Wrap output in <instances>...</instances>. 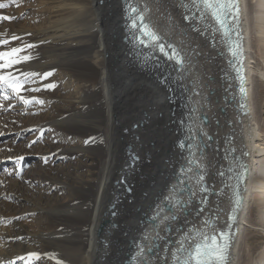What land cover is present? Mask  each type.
Segmentation results:
<instances>
[{"label": "bare ground", "instance_id": "obj_1", "mask_svg": "<svg viewBox=\"0 0 264 264\" xmlns=\"http://www.w3.org/2000/svg\"><path fill=\"white\" fill-rule=\"evenodd\" d=\"M183 2L190 4L191 0ZM0 3L7 8V13H2L14 17L9 24H3L7 31H0L7 32L0 39L10 40L0 50L38 45V55L26 49L21 55L30 54L32 59L17 67L41 76L51 72L47 78L63 85L59 93H65L72 105L63 116L49 117L37 124L38 132L44 122L49 124L52 133L69 144L64 146L69 151L66 163L55 172L39 165L23 176L17 166L14 171L7 170L9 174L5 171L0 175V264H66L65 251L73 248L77 251L71 264H129L130 255L137 251L134 242L141 244L146 254L153 243H159L162 251L163 242L154 237L156 232L165 235L160 221L171 213L166 209L155 222L150 217L158 211L160 200L170 195L168 189L180 187L174 173L181 165L191 168L183 179L185 187L197 192L194 201L198 203L201 195L208 197L200 217L188 216L192 225L204 233L224 228L231 205L230 167L240 158L246 169L227 261L233 264L235 243L245 229L251 197L255 211L252 224L264 230V138L258 139L264 126L260 129L254 119L251 84L252 72L264 78V71L255 62L252 64L248 51L253 32L264 58V0H238L242 91L227 61L221 34L212 31L215 26L211 17L203 22L185 20V15L194 13L199 17L200 13L195 9L186 11L181 0ZM133 5L141 12L147 7L146 21L165 45L171 44L181 54L182 66L166 60L151 44L145 47L129 42L132 33L126 26V9L129 11ZM25 13L27 19L20 23ZM205 24L212 27L206 29ZM193 27L204 35L193 31ZM13 33L20 39L11 40ZM167 51L170 54L171 49ZM157 65L163 67L158 69ZM31 79L35 82L25 88H40L44 80ZM2 91L5 105H19L12 107L19 111L11 110L7 115L31 112L36 109L31 104L41 100V90L21 93L32 100L28 105L11 89ZM259 93L264 98V90ZM192 152L195 163L190 165ZM133 155L139 159L133 161ZM82 161L85 168L80 165ZM201 166L207 174L203 184L197 185ZM73 170L82 178L86 171L90 173L77 184H70L68 176ZM221 172L223 176L218 175ZM27 186L34 187L33 203L41 212H37L35 220L21 222L27 212L23 201H13L11 191L17 189L24 194ZM129 186L131 192L127 191ZM200 187L208 191L201 193ZM51 189L55 194L50 196L56 197L58 191L64 190L68 199L52 201L42 194ZM175 195L188 199L186 193L177 191ZM176 215L181 220L172 223L173 232L183 221L181 212ZM154 223L160 227L154 230ZM145 235L148 239H144ZM259 238L263 241L255 254L250 245L246 250L248 264H264V234ZM62 243L67 248L60 249ZM29 253H38L39 258H29ZM139 264H143L142 259Z\"/></svg>", "mask_w": 264, "mask_h": 264}, {"label": "snow or ice", "instance_id": "obj_2", "mask_svg": "<svg viewBox=\"0 0 264 264\" xmlns=\"http://www.w3.org/2000/svg\"><path fill=\"white\" fill-rule=\"evenodd\" d=\"M4 7L5 5L0 3V9ZM181 7L186 11L195 9L200 13L199 17H196L194 13L191 16L185 15V20L197 19L203 22L208 17H211L216 25L215 28H212V31H219L224 38H227L224 42H226L228 51L233 57H238L240 55L239 40H233L230 38V34L234 31V25L233 27L229 26L233 21L239 22L238 0H191L190 4H185L183 0H181ZM147 11L148 9L146 6L143 12L137 8H132L130 12L126 9V19L131 20V23L126 25L129 32L132 33V35L128 37L129 42H135L136 44L144 45L145 47L151 44V46L155 50H158L166 60H174L176 65L182 66L184 58L179 55L171 44L165 45L164 43H161V37L153 32L150 25L146 23ZM132 13H136L134 18L132 17ZM12 19H14V17L0 15V21H10ZM211 27L210 24H205L206 29ZM192 30L199 31L201 35H204V32L198 28L193 27ZM0 35H7V32ZM238 35L239 34L237 33V37ZM144 37L148 38L147 41ZM17 39H20V37L13 33L11 35V40ZM9 43L10 40L8 39H0V46L8 45ZM34 47L35 45L25 44L23 47H10L7 50H0V91L5 88L11 89L25 105L30 104L32 100L25 98L21 94L23 91H40L42 89H31L25 88L24 86L35 82L31 79L32 77L47 79V77L52 74L51 72H45L41 76L38 72L24 71L22 67H17L26 64L32 59L30 54L21 55V53L25 52L26 49ZM167 49H172V54H169ZM156 67L161 69L163 66L157 65ZM236 71L238 74L240 73L239 68H236ZM21 77H23L22 80ZM52 87H54L53 84L43 85L44 89H50ZM37 102L42 104L44 101L39 100ZM0 135H3V133H0ZM180 147L183 148L182 143ZM192 147V145H189V148ZM194 155L195 152H192L188 158V163L190 165L195 163L192 159V156ZM18 159L23 160V157H18ZM132 159L133 161H136L139 157L133 155ZM190 171L191 168H185L184 165L180 166L179 172L174 173L180 187L177 188L176 185L170 187L168 189L170 195L164 196V198L160 200V203L156 206L158 211L150 217V219L155 222L160 217V214L166 209L171 213V215L164 216L160 221V224L164 225L163 230L165 235H160L159 232H156L154 237L155 241L163 242V250L161 251L159 243H153L149 245L147 249L148 254H146L144 247L141 244L134 242V247L137 251L130 255L129 264H139L141 259L143 264H227L232 233L230 231H221L218 234L208 235L207 233L196 229L195 225H192V221L188 218L189 215H192L194 218L200 217L204 212V206L208 204V197L206 195H201L197 203L194 201L197 192L191 191L190 186L185 187L183 177ZM206 174L203 166H201V171L196 177L197 185L203 184ZM218 175L223 176L224 174L221 172L218 173ZM229 179H231V177H229ZM236 180L237 184L234 190L236 207L233 209L234 212L239 210V184L242 182V174L237 175ZM127 191H132L131 186L127 187ZM177 191L186 193L188 199H179L175 195ZM198 191L204 193L207 192L208 189L200 187ZM157 198L159 199V196ZM177 211L182 213L183 221L173 232L172 223L181 220V217L176 215ZM229 220L234 223L235 218L230 216ZM160 224L154 223V230L158 229ZM204 224L207 225L208 221H204ZM189 225L192 226L188 227ZM231 227L232 224L230 223L228 228L230 229ZM185 228H187V231H185ZM144 239H148V236L145 235ZM28 256L29 258H39L38 253H29Z\"/></svg>", "mask_w": 264, "mask_h": 264}, {"label": "rangeland", "instance_id": "obj_3", "mask_svg": "<svg viewBox=\"0 0 264 264\" xmlns=\"http://www.w3.org/2000/svg\"><path fill=\"white\" fill-rule=\"evenodd\" d=\"M0 11V15H6L2 12L4 11L7 13V8H2ZM26 19L27 13H25L24 16L22 15V18L19 19L20 23L26 21ZM9 22L10 21H0V31H7L8 27H3V24H9ZM22 40L23 39H21V41ZM249 45V55L252 56L250 58L251 60H249L252 62V64L255 62L259 68L263 69L264 71V58L261 54L259 44L255 40V35L253 32H250L249 35ZM37 46L38 45L29 49V52L36 56L40 52L38 49L39 47ZM252 75L254 77L251 82L254 119L261 129V126H264V98L261 97L259 92L264 90V78H260L259 72L257 71H253ZM39 84L40 85L38 86L42 89L40 99L44 102L42 104L33 102L31 106L32 108L36 109L32 110L31 112H21L22 115L19 114L20 112H14L10 115H7L8 111H19L17 109H12V107H19V105L16 103H7L5 105L6 98L3 97V91H0V133H3V135H0V175L2 173H6L5 171L7 170L14 171L17 166L20 168L22 175H30V170L37 169L39 165H41V167L44 169L47 168L55 172L58 166H62L63 163H66V157L68 156L69 151L65 150L64 148L69 144L66 142H61L58 135L52 133L49 124H45L44 122V125L39 132L37 124L39 121H47L49 117L53 118L55 116H63L65 112L70 109V107H72V105L67 102V95L65 93H59V89L63 88L62 84L55 82L54 79L50 77L42 80V83ZM46 84H53L54 87L50 89H44L43 85ZM53 103H56L57 105L54 106ZM33 114L43 115L44 118L42 117V119H40L38 115ZM262 138H264V133L258 139ZM262 142L264 145V141ZM48 151H50V153H48ZM21 156L23 157V160L18 159V157ZM48 158H50L49 161H47ZM80 165L82 168H85V163L83 161L80 162ZM32 173L34 174L36 172ZM89 173V171H86L83 178H85V176H87ZM256 175L257 173L255 176ZM23 176H21V178H23ZM83 178L80 177L75 172V170H73L68 176V182L70 184H77L80 180H83ZM28 182V179H26V184ZM33 185L36 187L38 184L36 181H34ZM27 188L28 190H26V193L24 194L23 192H19L17 189L11 191L13 201H15V198L23 201V208L27 212L26 216L22 218L21 222H27V219L35 220V217L38 216L37 212H41L37 205L33 203V191H35L33 190L34 187L27 186ZM30 188L32 190H30ZM53 189L49 190L50 193H47V191L43 190L44 192L42 191V194L45 196L53 195L55 194ZM63 191L64 190H60V192L58 191L56 197L50 196L49 198H52V201L54 199L58 201H64L65 199H68V194L63 195ZM25 195H27V197H25ZM247 207V213L244 220L245 229L242 231L240 238L235 243V253L233 254L232 260L234 261L233 264H248L249 259L246 254L247 248L250 245L253 248L255 254V252L258 250V244L263 241V239L259 238V235H263L264 230L260 226L252 224L255 219V211L253 210L252 206V197L248 200ZM23 208L18 207V209L21 210ZM28 226H30V224ZM255 231L259 234H256ZM67 246L68 245L62 243L60 244L59 248L63 249L67 248ZM76 251V248L65 251L68 253L66 264H71V258ZM68 257L70 259L69 261ZM31 264H36V261H33Z\"/></svg>", "mask_w": 264, "mask_h": 264}, {"label": "water", "instance_id": "obj_4", "mask_svg": "<svg viewBox=\"0 0 264 264\" xmlns=\"http://www.w3.org/2000/svg\"><path fill=\"white\" fill-rule=\"evenodd\" d=\"M132 17L134 18L135 15H133L132 13ZM213 21V20H212ZM214 23V21H213ZM234 25V31L230 34V38L235 40V39H238L239 40V44H240V37L238 35L237 37V33L239 34V30H238V26H237V22L233 21L229 24L230 27H233ZM214 26L216 27L215 23H214ZM221 34V37H222V40H223V43H224V47H225V52L227 54V61L229 62L230 64V67L232 68V71L237 79V82H238V89L240 91H242V87H241V83L243 81V76H242V56H241V48H240V55L238 57H233L230 52L228 51V46L226 44V42H224L227 38H224L222 36V33L220 32ZM236 68H239L240 69V73L238 74L237 71H236ZM232 172V177H233V182L231 183L232 184V187H231V192H230V198H231V205H230V208L227 212V215H226V224L224 226V228H217L213 231H210V232H207L208 235H213V234H218L219 232L221 231H230L232 233V236H231V241L233 240V233L235 232V226L234 223L232 221L229 220V217L230 216H233L236 220V217H237V211H233V209L236 207L235 205V196H234V190H235V186L237 184V180H236V177L237 175H240L242 174V182L239 184V194H240V198H241V186H242V183H243V178H244V172H245V169L246 167L244 166V163L242 160H240V158L237 159V163L236 165L230 167ZM238 169V170H237ZM234 220V222H235ZM232 224V227L229 229L228 228V225L229 224ZM234 229V230H233ZM231 241H230V245H231ZM230 248V247H229ZM228 255H229V250H228Z\"/></svg>", "mask_w": 264, "mask_h": 264}]
</instances>
